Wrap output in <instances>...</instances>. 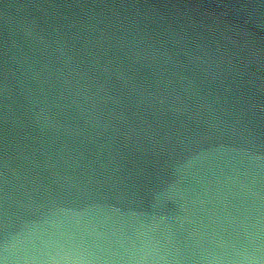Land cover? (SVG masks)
<instances>
[{"label":"water","instance_id":"obj_1","mask_svg":"<svg viewBox=\"0 0 264 264\" xmlns=\"http://www.w3.org/2000/svg\"><path fill=\"white\" fill-rule=\"evenodd\" d=\"M0 264H264V0H0Z\"/></svg>","mask_w":264,"mask_h":264}]
</instances>
